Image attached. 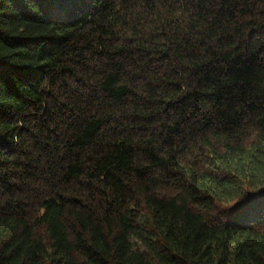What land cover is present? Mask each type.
<instances>
[{
	"label": "trees",
	"instance_id": "obj_1",
	"mask_svg": "<svg viewBox=\"0 0 264 264\" xmlns=\"http://www.w3.org/2000/svg\"><path fill=\"white\" fill-rule=\"evenodd\" d=\"M0 264H264V0H0Z\"/></svg>",
	"mask_w": 264,
	"mask_h": 264
}]
</instances>
